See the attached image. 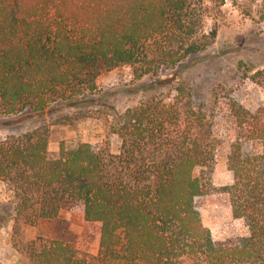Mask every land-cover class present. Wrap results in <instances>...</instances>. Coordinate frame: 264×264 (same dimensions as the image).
<instances>
[{"label":"trees","instance_id":"trees-1","mask_svg":"<svg viewBox=\"0 0 264 264\" xmlns=\"http://www.w3.org/2000/svg\"><path fill=\"white\" fill-rule=\"evenodd\" d=\"M250 1L264 27V0ZM225 2L0 0V115L64 105L87 117L97 71L126 65L139 80L176 68L213 44L207 22ZM249 79L264 89V69ZM178 100L149 95L115 113L116 152L61 142L50 154L45 124L0 140V181L15 219L34 226L80 205L100 226L95 256L39 240L25 248L30 264H264V106L228 104L233 180L224 194L247 232L215 242L199 216L196 170L212 165L216 142L205 116Z\"/></svg>","mask_w":264,"mask_h":264},{"label":"rangeland","instance_id":"rangeland-1","mask_svg":"<svg viewBox=\"0 0 264 264\" xmlns=\"http://www.w3.org/2000/svg\"><path fill=\"white\" fill-rule=\"evenodd\" d=\"M255 10L250 0H226L215 20L207 22L209 28L215 27L217 31L213 44L176 68L161 71L157 77L138 80L132 67L126 65L97 71L96 89L91 94L94 104L82 110L88 113L85 118L77 115L78 109L64 105L50 107L43 114L0 115V140L45 124L50 154L57 153L61 142L67 146L87 143L96 149L116 152L118 139L109 130L115 113L134 107L149 95L168 98L178 95L180 107L205 116L216 142L212 165L196 170L202 184V194L197 200L201 222L215 242L245 235L244 223L232 216L224 194V188L233 180L227 157L234 134L227 108L230 101L249 110L264 106V89L249 79L264 69V27ZM160 76L169 81L158 83ZM66 117L70 119L65 124L56 123ZM12 206V193L0 181V264H30L25 248L30 242L38 244L39 240L63 241L79 255L97 254L100 226L84 220L80 205L67 206L56 218L39 221L34 226L15 219Z\"/></svg>","mask_w":264,"mask_h":264}]
</instances>
